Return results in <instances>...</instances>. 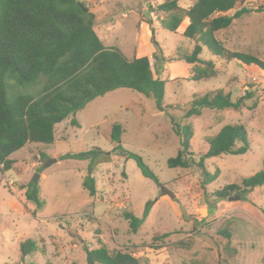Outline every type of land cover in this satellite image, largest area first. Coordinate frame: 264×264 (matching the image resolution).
<instances>
[{
    "label": "rangeland",
    "instance_id": "1",
    "mask_svg": "<svg viewBox=\"0 0 264 264\" xmlns=\"http://www.w3.org/2000/svg\"><path fill=\"white\" fill-rule=\"evenodd\" d=\"M80 1L95 13V30L105 46L120 48L130 59L150 57L155 76L166 82L164 100L171 107L160 111L153 97L117 88L78 111L80 127L71 124L72 115L57 124L53 144L30 143L13 153L14 167L0 172V264H89L85 248L98 246L99 238L111 248L148 258L150 264H264V185L250 191L247 200L230 198L237 194L225 199L214 195L264 168V74L237 60L221 59L204 46L200 56L214 60L218 76L193 80V66L184 55L192 52L195 41L183 35L187 20L178 32L162 26L166 14L156 8L165 0ZM194 1L179 4L190 7ZM243 7L249 11L218 37L228 48L264 60V0H240L238 8ZM151 28L159 46L152 42ZM220 88L233 99L246 90L253 96L240 110L204 108L201 115L184 118L195 95ZM174 121L194 125V162L188 168L168 165L180 149ZM115 122L124 126L117 150L111 139ZM230 122L246 125L250 149L206 159L207 169H219L220 174L204 188L197 163L209 148L207 137ZM96 147L103 153L94 171L97 193L91 196L83 185L91 159L63 156ZM127 152L140 155L161 184L144 176L134 158L126 159ZM29 183L40 188L45 201L40 209L26 197ZM163 186L177 196L165 194ZM148 201V215L133 232L123 213L132 210L143 218ZM182 204L190 219L182 214ZM225 228L231 230L230 239L220 233ZM166 232L168 237L154 240ZM27 238L34 239L38 249L23 257L20 245Z\"/></svg>",
    "mask_w": 264,
    "mask_h": 264
},
{
    "label": "trees",
    "instance_id": "2",
    "mask_svg": "<svg viewBox=\"0 0 264 264\" xmlns=\"http://www.w3.org/2000/svg\"><path fill=\"white\" fill-rule=\"evenodd\" d=\"M80 0H0V172L14 167L16 160L11 155L27 144L50 145L55 142L56 125L70 115L71 124L80 127L77 115L90 101L117 88H130L153 97L158 110L164 111L171 105L165 104V80L155 76L148 55L128 58L118 47H107L95 30V13ZM240 0H195L190 7H183L179 0H165L157 10L166 14L161 20L164 28L178 32L184 21H188L183 35L195 41L191 53L184 59L192 64V79L208 80L218 76L212 59L200 55L206 46L212 54L224 60H237L245 66H254L264 74V60L242 51L228 48L218 33L229 28L235 19L249 11L238 8ZM84 8H88L86 11ZM262 8V6H261ZM236 9L235 13L229 11ZM152 30V42L159 46L156 30ZM253 92L233 99L231 92L224 89L195 95L184 118L202 114L204 108L212 110L245 107ZM180 137V149L176 156L168 159L172 168H188L194 162L191 142L194 125L173 122ZM124 126L120 122L112 125L111 139L120 149ZM209 148L201 156L198 165L202 170V185L205 188L215 181L220 170L214 173L206 167L205 160L222 154H245L250 149L248 129L244 123H226L215 135L207 137ZM99 147L80 153H68L63 158L91 159L84 188L91 196L96 195L94 171L101 161ZM43 158L45 152H41ZM134 158L144 176L161 184L158 176L148 167L144 159L133 152L126 153ZM264 185V168L252 176L243 177L238 183H230L214 192L217 199L232 194L248 199L250 191ZM26 197L40 209L45 201L41 198L36 183L27 184ZM152 201L146 205L143 218L134 211H124L123 217L133 232H138L148 215ZM36 212V211H35ZM34 212V214H35ZM264 213V209H263ZM230 239V228L220 229ZM170 232L157 235L168 237ZM38 249V243L27 238L20 245L23 257ZM89 264H150L130 250L111 248L101 238L98 246H86ZM9 264V263H7ZM35 264V263H31ZM51 264V263H48ZM70 264H78L76 261Z\"/></svg>",
    "mask_w": 264,
    "mask_h": 264
},
{
    "label": "water",
    "instance_id": "3",
    "mask_svg": "<svg viewBox=\"0 0 264 264\" xmlns=\"http://www.w3.org/2000/svg\"><path fill=\"white\" fill-rule=\"evenodd\" d=\"M81 6L83 7L84 5L82 4V2H80ZM86 11L88 10V8H84ZM162 190L165 194H168L170 197L175 198L177 196L176 192L174 190H172L171 188L167 187V186H163ZM239 195H236L235 197H230V198H239ZM181 211L182 214L184 215V217L186 219H190L191 216L187 213L185 206L182 204L181 205Z\"/></svg>",
    "mask_w": 264,
    "mask_h": 264
}]
</instances>
